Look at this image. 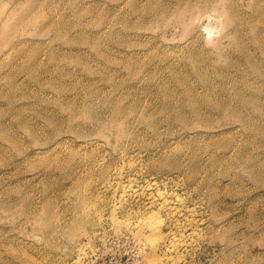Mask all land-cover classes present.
<instances>
[{
    "label": "rangeland",
    "instance_id": "obj_1",
    "mask_svg": "<svg viewBox=\"0 0 264 264\" xmlns=\"http://www.w3.org/2000/svg\"><path fill=\"white\" fill-rule=\"evenodd\" d=\"M191 2L0 0V264H264V0Z\"/></svg>",
    "mask_w": 264,
    "mask_h": 264
},
{
    "label": "bare ground",
    "instance_id": "obj_2",
    "mask_svg": "<svg viewBox=\"0 0 264 264\" xmlns=\"http://www.w3.org/2000/svg\"><path fill=\"white\" fill-rule=\"evenodd\" d=\"M133 1V0H132ZM191 3H193V0H192V2ZM196 3V2H195ZM226 4V3H225ZM127 5V4H126ZM124 8V7H123ZM122 9V8H121ZM134 10V9H133ZM120 12V11H119ZM144 14V13H143ZM142 14V15H143ZM203 19V18H202ZM217 19V18H216ZM213 20V19H212ZM240 20V19H239ZM184 21V20H183ZM212 22V21H211ZM206 23V22H205ZM218 23V22H217ZM210 24V23H209ZM121 25V24H120ZM219 25V24H218ZM211 26V25H210ZM220 26V25H219ZM213 27V26H212ZM220 28V27H219ZM146 29V28H145ZM173 29H174V27H173ZM206 30L208 31V33L207 34H209V35H211L212 34V29H210L209 28V25L207 26V28H206ZM147 32V31H146ZM166 37V36H165ZM148 38V37H147ZM201 39V38H200ZM129 40V39H128ZM166 42V41H165ZM132 44V43H131ZM142 44V43H141ZM224 44V43H223ZM178 48V47H177ZM174 50V49H173ZM263 50V49H262ZM261 50V51H262ZM253 52V51H252ZM248 53V52H247ZM261 53H263V52H261ZM176 56V55H175ZM205 56V55H204ZM249 56V55H248ZM173 57V56H172ZM181 58V57H180ZM218 60V59H217ZM248 62V61H247ZM163 63V62H162ZM177 72V71H176ZM141 73H142V71H141ZM143 74V73H142ZM141 74V75H142ZM177 74V73H176ZM212 76V75H211ZM159 80V79H158ZM237 80V79H236ZM245 80V79H244ZM248 81V80H247ZM186 85V84H185ZM245 87V86H244ZM208 88V87H207ZM190 90V89H189ZM210 90V89H209ZM240 91V90H239ZM212 93V92H211ZM240 93V92H239ZM249 95H250V93H249ZM191 97H192V95H191ZM193 98V97H192ZM191 98V99H192ZM232 98V97H231ZM169 100V99H168ZM167 100V101H168ZM194 100V99H193ZM196 100V99H195ZM247 103V102H246ZM243 104V103H242ZM206 106V105H205ZM147 107H149V106H147ZM193 107V106H192ZM243 107V106H242ZM194 108H195V106H194ZM191 109V108H190ZM218 112H219V110H218ZM165 113V112H164ZM191 114V113H190ZM242 116V115H241ZM193 118V117H192ZM91 121H92V119H91ZM180 121V120H179ZM186 122V121H185ZM179 125V124H178ZM258 127H259V125H258ZM240 129V128H239ZM261 131V130H260ZM242 133V132H241ZM243 134V133H242ZM253 135V134H252ZM224 137V136H223ZM200 142V141H199ZM210 143V142H209ZM233 143H234V141H233ZM232 143V144H233ZM238 143V142H237ZM264 144V143H263ZM235 145H237L236 143H235ZM172 147H173V145H172ZM181 148V147H180ZM245 149V148H244ZM254 150V149H253ZM252 150V151H253ZM262 152V151H261ZM263 153V152H262ZM251 154V153H250ZM227 162V161H226ZM225 162V163H226ZM224 163V162H223ZM253 164V163H252ZM262 164V163H261ZM260 166V165H259ZM264 165H262V167H263ZM176 168V167H175ZM255 168V167H254ZM260 168V167H259ZM226 169V168H225ZM264 168H262V170H263ZM261 170V169H260ZM249 171V170H248ZM263 172V171H262ZM216 174V173H215ZM235 175V174H234ZM261 175V174H260ZM240 176H242V175H240ZM231 177V176H230ZM240 179H241V177H240ZM209 180H210V178H209ZM211 180H214V179H212L211 178ZM211 180H210V183H211ZM221 183V182H220ZM239 183H241V182H239ZM248 183V182H247ZM193 184V183H192ZM197 184V183H196ZM213 184V183H212ZM242 184V183H241ZM229 185V184H228ZM234 185V184H233ZM248 185H249V183H248ZM211 186V185H210ZM224 186V185H223ZM238 186H241V185H238ZM237 186V187H238ZM251 186V185H250ZM221 187V186H220ZM224 187H226V185L224 186ZM212 188V187H211ZM230 188V187H229ZM241 188V187H240ZM246 188V187H245ZM226 189V188H225ZM235 189V188H234ZM125 190V189H124ZM211 190V189H210ZM217 190H220V189H217ZM232 190V189H231ZM211 191H213V189L211 190ZM238 191V190H237ZM248 191H249V189H248ZM118 192V191H117ZM149 192H151V190H149ZM160 192V191H159ZM210 192V191H209ZM226 192V191H225ZM229 192V191H228ZM235 192H236V190H235ZM246 192V191H245ZM250 192V191H249ZM258 192V191H257ZM213 193V192H212ZM215 193V192H214ZM213 193V194H214ZM219 193V192H218ZM244 193V192H243ZM242 193V194H243ZM264 193V192H263ZM126 194V193H125ZM239 194V193H238ZM261 194V193H260ZM239 195H241V193L239 194ZM251 195V194H250ZM163 196V195H162ZM168 196V195H167ZM220 196H221V193H220ZM237 196V195H236ZM260 196V195H259ZM214 197V196H213ZM240 197V196H239ZM246 197V196H245ZM244 197V198H245ZM251 197V196H250ZM256 197H258L257 195H256ZM151 198V197H150ZM250 199V198H249ZM238 200V199H237ZM248 200V199H247ZM256 200L257 199H255V202H256ZM176 201H179V200H176ZM216 201V200H215ZM219 201V200H218ZM218 201H216V202H218ZM226 201V200H225ZM240 201H241V198H240ZM243 201V200H242ZM204 202H205V200H204ZM250 202V201H249ZM255 202H253V203H255ZM164 203V202H163ZM180 203V202H179ZM183 203V202H182ZM245 203H246V201H245ZM257 203H258V200H257ZM262 203V202H261ZM186 204V203H185ZM184 204V205H185ZM207 204V203H206ZM248 204V203H247ZM251 204V203H250ZM256 204V203H255ZM226 205V204H225ZM234 205V204H233ZM235 205H236V203H235ZM242 205V204H241ZM211 206V205H210ZM217 206V205H216ZM222 206V205H221ZM224 206V205H223ZM237 206V208H238V206L239 205H236ZM189 207V206H188ZM240 207V206H239ZM162 208V207H161ZM164 208V207H163ZM167 208V207H166ZM183 208V207H182ZM216 208V207H215ZM222 208V207H221ZM229 208V207H228ZM233 208V207H232ZM231 208V209H232ZM236 208V209H237ZM196 209V208H195ZM224 209V208H223ZM230 209V208H229ZM244 209V208H243ZM248 209V208H247ZM251 209H252V206H251ZM251 209H249V210H251ZM260 209V208H259ZM264 209V208H263ZM174 210V213L175 214H180V210L178 209V208H174L173 209ZM217 210H219V209H217ZM225 210V209H224ZM227 210V209H226ZM238 210V209H237ZM245 211H246V209H244ZM261 210V209H260ZM196 211V210H195ZM220 211V210H219ZM228 211H230V210H228ZM231 211H233V209L231 210ZM253 211V210H252ZM262 211V210H261ZM218 212V211H217ZM240 212H242L241 210H240ZM196 213H197V211H196ZM219 213V212H218ZM237 213H239V211L237 212ZM229 214H230V212H229ZM240 214V213H239ZM152 215V214H151ZM154 215V214H153ZM156 215V214H155ZM183 215V214H182ZM222 215V214H221ZM224 215H225V213H224ZM231 215V214H230ZM248 215V214H247ZM246 215V216H247ZM263 215V214H262ZM229 216V215H228ZM239 216V215H238ZM242 216V215H241ZM154 217V216H153ZM158 217V216H157ZM157 217H154V218H152L149 222H147L146 224H145V227L143 228V229H146V230H149L150 232H151V234L150 235H152V236H154L155 238L156 237H159V236H161L162 235V232H163V229L164 228H166L165 226H166V224L163 222V221H161L159 218H157ZM263 217V216H262ZM222 218V217H221ZM230 218H231V216H230ZM188 219V218H187ZM232 220V219H231ZM236 220V219H235ZM239 220V219H238ZM189 221V220H188ZM243 221V220H242ZM229 222V221H228ZM263 222V221H262ZM192 223V222H191ZM245 223V222H244ZM130 224V223H129ZM243 224V223H242ZM257 225V224H256ZM140 226V225H139ZM172 226V225H171ZM227 226H228V224H227ZM230 226V225H229ZM232 226L235 228V226L232 224ZM247 226V225H246ZM255 226V225H254ZM262 226V225H261ZM241 227H243V226H241ZM246 228V227H245ZM142 229V230H143ZM195 229V228H194ZM225 229V228H224ZM224 229H223V231H224ZM236 229H237V227H236ZM239 229V228H238ZM141 230V232H143ZM228 230V229H227ZM234 230V229H233ZM242 230V229H241ZM237 231V230H236ZM235 231V232H236ZM246 231V230H245ZM248 231V230H247ZM144 232H145V230H144ZM238 232V231H237ZM261 232V231H260ZM217 233V232H216ZM246 233V232H245ZM145 234V233H144ZM235 233H233V235H234ZM250 234V233H249ZM164 235V234H163ZM147 236H149V235H147ZM151 236V237H152ZM239 236V235H238ZM259 236H261V235H259ZM150 237V236H149ZM163 237V236H162ZM241 237V236H240ZM224 238V237H223ZM236 238V237H235ZM161 239H163V238H161ZM258 239V238H257ZM149 240V239H148ZM155 240H157V239H155ZM160 240V239H159ZM151 241V240H150ZM238 241V240H237ZM159 242V241H158ZM155 243H156V241H155ZM237 243V242H236ZM159 244V243H158ZM155 245H157V244H155ZM242 247V246H241ZM235 254V253H234ZM234 263V262H233Z\"/></svg>",
    "mask_w": 264,
    "mask_h": 264
}]
</instances>
